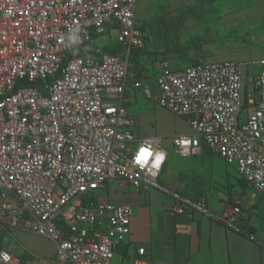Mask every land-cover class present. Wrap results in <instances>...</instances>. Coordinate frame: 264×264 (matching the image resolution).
Instances as JSON below:
<instances>
[{
  "label": "built area",
  "instance_id": "obj_1",
  "mask_svg": "<svg viewBox=\"0 0 264 264\" xmlns=\"http://www.w3.org/2000/svg\"><path fill=\"white\" fill-rule=\"evenodd\" d=\"M134 7L135 0H0V245L4 233L23 229L53 241L56 258L67 264H153L142 245L113 262L133 209L85 194L117 181L168 195L172 214L197 212L264 248L240 205L216 215L204 194L189 199L161 183L167 160L161 138L134 137L124 105L128 81L141 86L142 73L129 71L130 50L142 45ZM98 35L115 37L121 55L100 52ZM82 46L95 54L70 55ZM260 66L257 96L245 99L252 109L246 120L234 116L242 105L241 63L232 59L197 57L179 69L159 62L156 103L192 129L172 136L177 155H195L204 143L264 194V59ZM145 145L153 157L141 168L134 158ZM157 152L164 159L153 168ZM0 264L22 261L0 246Z\"/></svg>",
  "mask_w": 264,
  "mask_h": 264
},
{
  "label": "rangeland",
  "instance_id": "obj_2",
  "mask_svg": "<svg viewBox=\"0 0 264 264\" xmlns=\"http://www.w3.org/2000/svg\"><path fill=\"white\" fill-rule=\"evenodd\" d=\"M250 3L251 0H135V24L142 32L144 48L131 53L129 71L142 70L145 77L141 76L139 79L141 81L139 92L146 91V82L151 92L150 97L140 96V93L136 94V97L133 95L131 102L126 103V106L134 112L135 124L131 130L135 138L152 136L159 132L167 133L163 135V145L171 149L172 132L190 133L192 130L186 120L159 107L155 102L156 66L161 61H167L171 69L183 68L197 57H203L208 63L223 59L240 62L242 105L234 116L238 121L246 120L252 109H248L250 107L245 99L247 94L257 96L254 91V81L261 69L260 61L264 59V13L259 14L258 20L255 17H248L247 12L240 16L241 13L248 11ZM94 43L98 48L114 47L117 44L115 37L107 35L96 36ZM122 52H117V55L120 56ZM208 155L215 156L218 161L217 171L224 174L220 180V175L216 177L212 173L213 175L210 174L212 180L222 182L223 186L230 179L236 180L240 189L261 199V205L258 207H264V194L244 182L237 173L235 165L215 153ZM205 172L212 171L205 170ZM111 183L114 184L115 181ZM228 186L230 189L231 186ZM128 187L129 192L132 191V187ZM90 194L96 201L119 203L107 197V186L88 192L85 197H90ZM211 194L213 196L211 195L209 200L218 196L222 201L217 200V202L224 204L225 197L221 196V192L217 194L213 190ZM132 209L134 211L133 207ZM3 236L5 239L1 237L0 246L10 249L19 256L22 264L25 263L23 253L26 250H31L32 254L54 253L55 255L56 253V245L53 241L28 230L15 229L4 233ZM120 243L114 246V263L121 262L116 257L121 250ZM32 261L38 264L37 258Z\"/></svg>",
  "mask_w": 264,
  "mask_h": 264
},
{
  "label": "crops",
  "instance_id": "obj_3",
  "mask_svg": "<svg viewBox=\"0 0 264 264\" xmlns=\"http://www.w3.org/2000/svg\"><path fill=\"white\" fill-rule=\"evenodd\" d=\"M246 12L248 17H255L258 20L259 14L264 13V0H251L248 11L241 13L240 16ZM141 73L144 74L142 70ZM131 83L129 80L125 87V108L135 118L134 112L126 103L131 102L133 95L136 97L141 91L139 92V87L135 88ZM146 87L149 95L143 92L140 96H151L147 82ZM165 134L167 133L159 132L152 136H159L163 145ZM171 134L172 138L181 133L174 131ZM163 147L167 151V160L159 176L161 183L189 199H196L204 194L208 209L216 215L221 214L228 204L240 205L248 231L259 241L264 242V207H258L261 205V199L240 189L234 179H230L224 186L222 182L212 180L211 175L214 174L216 177L220 175L221 178L224 174L218 173V161L215 156L208 155L213 153L204 143L199 153L189 157L177 155L172 147L171 149L164 145ZM205 170L212 172L206 173ZM228 185L231 186L230 189ZM128 186L117 181L107 185V197L110 200L130 204L134 208L130 232L121 243L119 242L121 250L116 256L119 261L135 255L136 248L142 245L146 248L147 258L153 264H264V248L257 242L228 230L219 221L197 212L187 210L184 213L172 214L169 210L172 200L168 195L156 190L136 192L132 189L129 192ZM213 190L217 194L221 192V196L225 197L223 205L222 202H217L222 201L218 196L213 200L208 199L213 196L211 194ZM23 255L24 264H35L32 260L36 258L38 264H67L59 261L54 253L32 254L31 250H26Z\"/></svg>",
  "mask_w": 264,
  "mask_h": 264
},
{
  "label": "clouds",
  "instance_id": "obj_4",
  "mask_svg": "<svg viewBox=\"0 0 264 264\" xmlns=\"http://www.w3.org/2000/svg\"><path fill=\"white\" fill-rule=\"evenodd\" d=\"M73 39H78V36H76V33H80L81 29L79 27L73 28ZM153 157V152L151 150V146L145 145L141 146L135 155V163L139 165L141 168H144L146 165L149 164L150 158ZM164 159V155L161 152H157L155 155V158L152 159V167L153 168H158L160 164L162 163Z\"/></svg>",
  "mask_w": 264,
  "mask_h": 264
},
{
  "label": "trees",
  "instance_id": "obj_5",
  "mask_svg": "<svg viewBox=\"0 0 264 264\" xmlns=\"http://www.w3.org/2000/svg\"><path fill=\"white\" fill-rule=\"evenodd\" d=\"M138 28H139V26H138ZM143 48H144V42H143V39H142V45L140 47H132L131 48L130 55H129V60H132L131 59V53H135L136 51H141V50H143ZM99 49H100V52H107V53H117V52H120V51L123 50V48L119 44H116L114 47L103 46V47H100ZM76 54H95V52L82 46V47L76 48L75 51L72 54H70V55H76ZM194 60H195V58H193L185 66L190 65L191 63L194 62ZM138 67H140V66H138ZM135 68H137V65H135ZM138 72L141 73V70L139 69ZM241 179L244 182H246L243 178H241Z\"/></svg>",
  "mask_w": 264,
  "mask_h": 264
}]
</instances>
